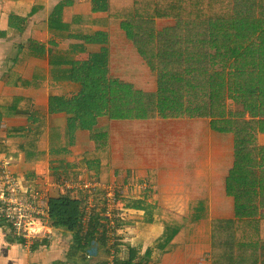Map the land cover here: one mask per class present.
Masks as SVG:
<instances>
[{"label": "trees", "instance_id": "trees-1", "mask_svg": "<svg viewBox=\"0 0 264 264\" xmlns=\"http://www.w3.org/2000/svg\"><path fill=\"white\" fill-rule=\"evenodd\" d=\"M86 2L89 12L74 14L69 21L64 20L67 4H56L47 20L50 49L37 42L28 46L39 57L47 55L54 89L70 84L76 59L86 57L81 67L87 83L79 82L80 87L63 98L71 124L78 112L104 108L110 120H210L212 131L233 137V166L224 182L234 203L231 218H210L207 199L189 202L184 216L140 201L146 211L128 222L118 217V228L160 227L150 243L160 252H175L185 244L205 245L208 264H264V146L257 144L258 133H264V0ZM40 8L41 4L33 6L29 15ZM117 46L133 49L155 83L153 91L129 79L133 72L124 70L121 77L110 66L111 50ZM30 131L21 148L31 155L35 142L44 144L45 132L38 126ZM96 132L90 133L94 150L77 158L84 160L89 181L107 185L108 134ZM53 136L49 147L56 148ZM40 159L39 154L36 160ZM154 183L155 173L148 172L147 184ZM101 193L98 189L97 199ZM82 204V192L77 198H50L48 223L73 235L71 249L83 261L100 217L92 220L90 236L82 238ZM182 231L184 237L177 241ZM46 244H36L33 251ZM120 256V264H142L135 247Z\"/></svg>", "mask_w": 264, "mask_h": 264}, {"label": "crops", "instance_id": "crops-1", "mask_svg": "<svg viewBox=\"0 0 264 264\" xmlns=\"http://www.w3.org/2000/svg\"><path fill=\"white\" fill-rule=\"evenodd\" d=\"M65 1L0 0V157L8 161V173L22 189L44 191L48 201L59 196L77 198L80 192L61 187L60 181L69 174L78 175L69 179L72 182L89 181L88 168L77 156L94 150L91 132L106 131L107 185L117 186L122 192L119 197L123 208L119 217L128 215L132 220L134 215L143 214L146 207L140 201L184 216L189 202L207 199L210 218H231L234 203L225 193L224 182L233 166V137L212 131L210 120H110L106 110L101 108L78 112L76 121L69 122L63 98L79 87V82L87 83L84 69L75 66L72 82L54 89L49 82L47 55L39 57L34 48H28L30 42H37L44 44L46 50L50 49L47 20L53 7ZM37 4H41V8L29 15ZM112 67L117 69V66ZM135 67L125 69L133 72L132 76L129 73V79L134 78ZM132 80L142 87L139 81ZM35 126L45 132V142L43 145L35 142L34 153L25 154L21 148L25 133L33 131ZM51 135H54L56 148L49 147ZM257 144L264 146V133H258ZM39 154L42 159L37 161ZM50 163L57 165L54 171L48 169ZM151 171L155 173L152 186L147 184ZM126 228L130 227L123 229ZM156 228L161 231L160 227ZM91 229L92 225L89 236ZM54 235V240L28 255L1 222L0 264H57L67 260L69 264H89L82 261L79 252L73 253L70 232L58 230ZM102 235L97 227L89 242L103 239ZM183 237L182 231L176 239L181 241ZM195 245L205 247L208 253L207 246ZM95 247L103 256L102 244L97 243ZM128 248L123 249L120 244L117 250L121 255ZM122 260L119 256L118 263ZM98 263L104 264L102 259Z\"/></svg>", "mask_w": 264, "mask_h": 264}, {"label": "built area", "instance_id": "built-area-1", "mask_svg": "<svg viewBox=\"0 0 264 264\" xmlns=\"http://www.w3.org/2000/svg\"><path fill=\"white\" fill-rule=\"evenodd\" d=\"M9 163L0 157V219L7 225L10 235L18 241L22 250L28 255L33 253V246L44 241L54 240V233L66 231L53 228L48 223L49 207L47 194L39 189H22L17 181L8 173ZM57 165L50 163L48 169L54 171ZM60 186L83 193L82 216L79 235L84 238L94 218L100 217V233L103 239H94L84 256L89 264L103 260L104 264H120L119 239L122 229L117 226L118 213L123 208L119 195L120 188L103 185L97 182L78 180L72 182L62 179ZM102 193L97 199L96 192ZM99 231V230H98ZM102 244L104 255L98 253L95 245ZM102 253V254H103ZM101 264V263H98Z\"/></svg>", "mask_w": 264, "mask_h": 264}, {"label": "rangeland", "instance_id": "rangeland-1", "mask_svg": "<svg viewBox=\"0 0 264 264\" xmlns=\"http://www.w3.org/2000/svg\"><path fill=\"white\" fill-rule=\"evenodd\" d=\"M66 4L68 7H66L65 19L68 21L74 14L86 15L90 10L89 4L86 2V0H66L65 5ZM111 53L112 58L110 66H117V69L119 67L121 68H119V76L125 77L126 72L123 70L128 68V66H136L135 68L137 71L134 74V78L131 77L130 79H136L137 81H139L146 91H153L155 89V83L149 77L148 71L141 65L142 62L131 47H113ZM85 62V56L78 57L75 62V66H77L76 68L78 69L81 66H84ZM121 220L122 222H128L131 219L128 217V215H126L124 216V218L122 217ZM122 231L121 245L123 246V249L128 246L137 248V253L140 257L139 260L142 264H207L208 258L206 248L200 246L197 247V245L195 244H185L183 248L175 252H172L173 250H171L170 252H160L154 250L151 247L150 243L160 233V230L156 227L144 231H140L135 229L134 227H130L123 229ZM181 238L182 234L180 235L179 239Z\"/></svg>", "mask_w": 264, "mask_h": 264}]
</instances>
